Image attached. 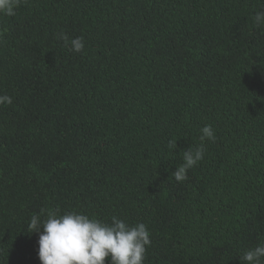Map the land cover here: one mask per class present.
<instances>
[{
    "label": "trees",
    "instance_id": "16d2710c",
    "mask_svg": "<svg viewBox=\"0 0 264 264\" xmlns=\"http://www.w3.org/2000/svg\"><path fill=\"white\" fill-rule=\"evenodd\" d=\"M257 11L264 0H24L0 15V264H41L27 225L49 211L144 223V264H242L264 242ZM205 125L216 139L177 182Z\"/></svg>",
    "mask_w": 264,
    "mask_h": 264
},
{
    "label": "clouds",
    "instance_id": "9594fccd",
    "mask_svg": "<svg viewBox=\"0 0 264 264\" xmlns=\"http://www.w3.org/2000/svg\"><path fill=\"white\" fill-rule=\"evenodd\" d=\"M23 2L0 0V15L14 16ZM254 23L264 25V11L255 13ZM57 38L73 52L82 53L85 48L82 36L69 38L60 33ZM11 103L12 97L0 95V104ZM200 132L201 145L182 150L183 163L172 172L177 182L187 180L188 170L204 158L203 142L216 139L211 125H205ZM176 142L170 141L169 146L176 149ZM27 227L30 233H39L38 258L41 264H105L106 258H110V264H144L146 246L151 244L150 232L144 223L128 225L116 216L106 223L77 212L58 214L49 211L43 219L40 215H33ZM239 258L242 264H262L264 242L246 250Z\"/></svg>",
    "mask_w": 264,
    "mask_h": 264
}]
</instances>
